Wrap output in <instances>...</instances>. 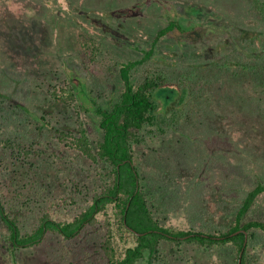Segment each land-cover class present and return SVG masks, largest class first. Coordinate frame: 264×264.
Instances as JSON below:
<instances>
[{"label":"trees","instance_id":"16d2710c","mask_svg":"<svg viewBox=\"0 0 264 264\" xmlns=\"http://www.w3.org/2000/svg\"><path fill=\"white\" fill-rule=\"evenodd\" d=\"M233 10L236 32L227 31L225 38L233 48L205 65L178 77L152 65L159 42L184 32L176 21L157 32L141 58L116 63L119 69L109 73L121 88L111 106L96 109L97 138L71 83L42 88L46 100L76 115L74 123H64V115L60 120L43 111V99L28 106L35 87L17 85L6 75L17 88L13 96L0 90L1 250L11 264L51 235L73 251L76 240L93 238L98 264L160 259L170 264L164 244L180 251L194 245L215 264H264V210L258 202L264 194V154H243V143L224 123L226 116L236 117L232 106L242 116L264 118V0H237ZM33 128L38 144L30 136ZM155 140L164 144L151 148ZM46 150L78 165L83 176L75 180L77 187L47 199L41 191L51 184L42 185L34 199L19 181L14 196L7 197L10 168L32 164L29 159ZM162 203L169 205L165 211ZM173 203L181 212L167 217ZM64 250V256L70 253Z\"/></svg>","mask_w":264,"mask_h":264},{"label":"rangeland","instance_id":"374dc122","mask_svg":"<svg viewBox=\"0 0 264 264\" xmlns=\"http://www.w3.org/2000/svg\"><path fill=\"white\" fill-rule=\"evenodd\" d=\"M46 1L0 0V90L7 96L16 94L17 88L6 75L17 79V85L29 82L35 88H30L33 98L28 106L43 99L44 112L60 120L64 115V123H74L76 115L42 94V88L50 83L68 81L76 90L80 111L95 138L100 135L96 109L111 106L121 88L119 78L109 70H118L116 63L141 58L142 51L151 47L157 32L168 22L176 21L184 32H175L159 42L152 65L170 75L178 77L186 69L205 65L206 59L233 48L225 38L227 31L236 32L231 16L238 13L233 10L237 0H51L48 5ZM37 84L41 87L36 88ZM232 109L236 117L226 116L224 123L231 136L243 143V154L248 150L264 154V118L245 117L237 107ZM34 129L30 136L38 144ZM20 130L25 132L24 128ZM163 144L155 140L149 146L158 149ZM29 161L32 164L25 167L22 163L11 165L4 182L7 197L14 196L15 182L19 181L24 190L32 191L34 199L36 191L48 184L51 186L41 191L45 198L60 196L74 190L75 180L83 176L78 165L53 157L49 150L43 156L33 155ZM258 202L263 211L264 194ZM159 207L165 211L169 205L162 203ZM180 212V206L173 203L164 214L168 217ZM4 231L0 222V264H11L1 250ZM92 240H76L73 251L68 243L51 235L43 245L20 252L17 264H98L99 244ZM64 249L70 250L66 256ZM163 250L169 254L170 264H191L187 260L192 264H215L214 258L194 245L185 244L181 252L164 244ZM159 261L152 260L151 264L164 263L163 259ZM138 264L148 263L142 260Z\"/></svg>","mask_w":264,"mask_h":264},{"label":"water","instance_id":"95a60500","mask_svg":"<svg viewBox=\"0 0 264 264\" xmlns=\"http://www.w3.org/2000/svg\"><path fill=\"white\" fill-rule=\"evenodd\" d=\"M137 233V232H136ZM240 263H241V261H240Z\"/></svg>","mask_w":264,"mask_h":264}]
</instances>
